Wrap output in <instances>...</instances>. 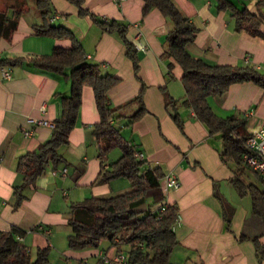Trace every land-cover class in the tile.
Listing matches in <instances>:
<instances>
[{
    "label": "crops",
    "instance_id": "1",
    "mask_svg": "<svg viewBox=\"0 0 264 264\" xmlns=\"http://www.w3.org/2000/svg\"><path fill=\"white\" fill-rule=\"evenodd\" d=\"M171 1L197 29L194 41L186 46L191 56L209 65L264 67V39L237 32L234 19L228 12L219 11L215 0ZM231 1L240 7L236 0ZM256 2H246L252 13H256ZM84 8L101 20L130 25L126 36L138 58L137 76L117 36L103 32L88 16L79 15L68 1L51 0L49 23L71 31L87 59L99 63L102 73L119 79L108 98L110 107L118 109L121 118L114 125L120 128L125 142L142 154L146 166L159 168L164 176L174 173L180 181L178 189L164 193L163 205L176 207L180 218L173 230L177 245L169 264H260L252 241L239 242L238 238L259 237L264 244V225L252 216L250 196L249 207L238 210L229 205L227 195L235 199V179L245 186H261L249 169L241 173L234 162L222 161L220 135H210L193 110L182 103V69L164 54L165 38L172 29L169 21L157 10L143 16V0H84ZM41 22L30 6L19 18L11 40H0V59L49 55L54 48H71L70 40L35 36L33 26ZM260 31L264 33V23ZM11 70L10 80L0 79V233L11 227L23 230L21 242L30 253L34 255L37 248L50 249L49 264L93 263L101 256L127 255V246L108 242L85 250L68 247L71 231L67 221L72 204L131 190L123 178L96 183L102 165L92 131L100 118L90 87L82 90L68 145L59 149L65 163L55 168L48 165L44 174L23 190L25 199L14 208L13 190L22 183L16 171L19 158L35 151L52 133V127L33 125L29 120L54 124L60 115L57 94H69L70 81L29 66ZM140 92L148 114L127 125V119L139 109V104L132 101ZM166 98L174 106L167 109ZM207 104L219 118H244L248 133L264 122V89L253 83L232 85L223 96L209 97ZM171 113L182 121V130ZM26 131L31 135L24 136ZM115 150L119 158L121 152ZM113 162L107 156L103 167L109 169ZM63 169L66 175L61 174Z\"/></svg>",
    "mask_w": 264,
    "mask_h": 264
},
{
    "label": "trees",
    "instance_id": "2",
    "mask_svg": "<svg viewBox=\"0 0 264 264\" xmlns=\"http://www.w3.org/2000/svg\"><path fill=\"white\" fill-rule=\"evenodd\" d=\"M66 1L77 8L79 15L88 16L103 32L118 37L137 76L138 58L126 36L130 25L99 19L84 8V0ZM215 1L219 11L228 12L234 19L237 32L245 31L252 37L264 39V33L260 31L264 23V0H257L256 13L247 9L248 0H236L240 7L231 0ZM30 6L42 21L40 25L33 26L35 36L70 40L72 46L69 49L54 48L49 55L2 58L0 69L29 66L40 73L65 76L70 81V92L67 95L57 94L60 98V115L53 124L49 139L17 162L16 171L21 175L22 183L13 190L14 208L25 199L23 190L41 177L48 165L55 168L65 163L59 149L68 145L80 110L82 90L90 87L100 118L92 131L99 146L102 165L96 183L107 184L123 178L130 183L131 190L116 196L91 197L72 204L67 221L71 231L68 247L71 250H85L98 248L102 242H108L116 247H128L129 264H169L177 245L173 227L177 222L178 211L174 206H165L163 212H159L165 199L161 184L164 174L159 168L146 166L143 161L135 159L133 149L123 139L120 128L114 125L115 120L121 117L118 109L110 107L108 92L118 84L119 79L102 73L99 63L87 59L71 31L49 23L51 0H0V40H11L19 18ZM152 10H157L172 26L165 38L164 54L182 69L181 83L185 90L182 103L193 110L196 120L206 127L210 135H220L222 161L234 162L239 171L244 173L247 167L242 162V155L246 153L245 143L249 137L245 119L238 115L217 117L208 106L207 99L223 96L235 84L253 83L264 89V71L252 66L209 65L194 58L186 50L197 33L193 23L182 16L171 0H143L142 15L146 16ZM132 102H137L139 109L127 119V125L134 124L148 114L143 105L142 92ZM172 105L174 102L166 98V108ZM170 116L178 129L182 130L183 124L178 115L171 113ZM115 149L120 150L121 156L109 164V169L104 168L107 156ZM253 174L261 187L253 184L245 186L238 179L233 181V185L241 196H250L252 216L264 225V177ZM143 204L146 205L144 213L130 212ZM24 235L25 232L17 227L0 233V264H49L50 249L37 248L33 255L19 240ZM245 240L252 241L259 263L264 264V244L259 241V237L242 235L238 238L239 242Z\"/></svg>",
    "mask_w": 264,
    "mask_h": 264
},
{
    "label": "built area",
    "instance_id": "3",
    "mask_svg": "<svg viewBox=\"0 0 264 264\" xmlns=\"http://www.w3.org/2000/svg\"><path fill=\"white\" fill-rule=\"evenodd\" d=\"M264 71V67L256 68ZM12 78L11 68L0 69V79L10 80ZM29 123L37 126H48L53 128V124L43 120H29ZM31 135L30 132H24V136ZM246 153L242 155V162L245 166L260 177H264V122H261L255 129L249 133V137L245 143ZM133 156L137 160H142L141 153L133 151ZM66 169L61 170L62 175H66ZM180 187V181L174 173H169L163 178V193L169 190H176ZM165 205L159 207V212H163ZM179 215L176 224L179 222ZM175 224V225H176ZM174 225V226H175ZM174 230V227H173ZM21 241V239H19ZM79 264H129L128 256L124 253H118L113 257L101 256L96 262L81 260Z\"/></svg>",
    "mask_w": 264,
    "mask_h": 264
},
{
    "label": "rangeland",
    "instance_id": "4",
    "mask_svg": "<svg viewBox=\"0 0 264 264\" xmlns=\"http://www.w3.org/2000/svg\"><path fill=\"white\" fill-rule=\"evenodd\" d=\"M117 151L115 150V151H113V152H111L109 155H108V159H109V161L110 162H113V161H115L117 158H118V156H117ZM117 195L119 194V193H116ZM114 196H116L115 194H113ZM246 196V195H245ZM245 196H241L239 193H238V191L236 192V196H234L235 197V199L233 198H231L230 196H228L227 195V201H228V203H229V205L231 206V207H234V208H236V209H238V210H240L241 209V207H246L247 206V208L249 207V195H248V197H246L245 198ZM240 205V206H239ZM255 220H257V219H255ZM258 221V220H257Z\"/></svg>",
    "mask_w": 264,
    "mask_h": 264
},
{
    "label": "water",
    "instance_id": "5",
    "mask_svg": "<svg viewBox=\"0 0 264 264\" xmlns=\"http://www.w3.org/2000/svg\"><path fill=\"white\" fill-rule=\"evenodd\" d=\"M145 211H146L145 204L130 210L131 213H136V214L144 213Z\"/></svg>",
    "mask_w": 264,
    "mask_h": 264
}]
</instances>
